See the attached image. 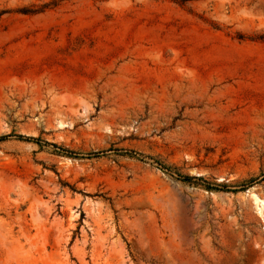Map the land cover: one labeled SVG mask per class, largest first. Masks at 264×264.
I'll list each match as a JSON object with an SVG mask.
<instances>
[{
  "label": "rangeland",
  "instance_id": "374dc122",
  "mask_svg": "<svg viewBox=\"0 0 264 264\" xmlns=\"http://www.w3.org/2000/svg\"><path fill=\"white\" fill-rule=\"evenodd\" d=\"M0 264H264V0H0Z\"/></svg>",
  "mask_w": 264,
  "mask_h": 264
},
{
  "label": "trees",
  "instance_id": "16d2710c",
  "mask_svg": "<svg viewBox=\"0 0 264 264\" xmlns=\"http://www.w3.org/2000/svg\"><path fill=\"white\" fill-rule=\"evenodd\" d=\"M185 178H188V176H187V177H185Z\"/></svg>",
  "mask_w": 264,
  "mask_h": 264
}]
</instances>
